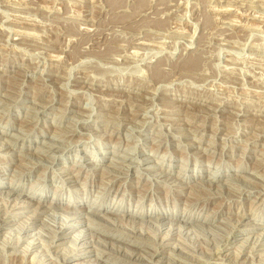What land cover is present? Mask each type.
Listing matches in <instances>:
<instances>
[{
  "label": "rangeland",
  "instance_id": "374dc122",
  "mask_svg": "<svg viewBox=\"0 0 264 264\" xmlns=\"http://www.w3.org/2000/svg\"><path fill=\"white\" fill-rule=\"evenodd\" d=\"M186 60L196 67L184 70ZM0 115V145L6 142L0 146V192L2 198L12 192L9 202L0 201V212L4 208L15 217L0 220L13 224L0 227V243L5 231L17 233L37 204L62 213L74 203L91 211L69 213L94 216L96 223L74 227L66 241L83 230L92 236L76 244H93L81 246L79 258L68 264H156L160 258H168L162 264H253L264 257V246L249 250L253 239L264 235V0H0ZM23 154L34 155L35 165ZM106 170L110 175L102 173ZM159 173L170 180L152 179ZM174 178L183 181L175 185ZM199 182L211 185L199 189ZM32 184L36 196L29 198ZM26 198L34 205L13 209L11 201L20 205ZM56 199L60 207L51 208ZM48 218L43 238L51 242L61 219ZM157 218L201 227L202 236L189 232L188 240L178 236L166 242L204 252L205 259L160 245L162 252L150 257L161 239L136 224ZM238 218L240 225L228 237ZM109 225L129 232V238L112 236ZM224 239L237 243L222 245L221 253L205 252L206 242ZM29 241L8 252L0 247L5 253L0 264H22ZM73 244L49 248L54 254L66 247L71 255ZM84 250L92 253L85 256ZM14 251L20 253L16 259L8 255Z\"/></svg>",
  "mask_w": 264,
  "mask_h": 264
},
{
  "label": "bare ground",
  "instance_id": "6f19581e",
  "mask_svg": "<svg viewBox=\"0 0 264 264\" xmlns=\"http://www.w3.org/2000/svg\"><path fill=\"white\" fill-rule=\"evenodd\" d=\"M180 3V2H179ZM114 5H116V2H115V4H113V6ZM112 7V6H111ZM138 50V49H137ZM116 59V58H115ZM189 59L191 60L192 58L191 57H189ZM118 61V60H117ZM187 61V64H182V66L184 67V70L185 69H189V70H192V68L193 67H196V64H197V62H195L196 64L194 65L193 64V66H189V61L188 60H186ZM195 61V60H194ZM189 63V64H188ZM199 67V66H198ZM191 68V69H190ZM182 70V69H181ZM194 70V69H193ZM156 72V71H155ZM157 72H158V70H157ZM159 73V72H158ZM158 73H156V74H158ZM160 73H162L161 71H160ZM160 75H162V74H160ZM154 77V76H153ZM162 77V76H161ZM157 78V77H156ZM35 103V102H34ZM191 103V102H190ZM38 104V103H37ZM3 111V110H2ZM6 114V113H5ZM1 116V115H0ZM35 116V115H34ZM25 132V131H24ZM62 133V132H61ZM261 135V134H260ZM14 136V135H13ZM20 139V138H19ZM7 140V139H6ZM8 142V141H7ZM9 143V142H8ZM44 144V143H43ZM5 145H6V142H5ZM5 145H0L1 146V148H5ZM12 145V144H11ZM54 147V146H53ZM127 149V148H126ZM40 150H42V149H40ZM45 151H47V150H45ZM44 151V152H45ZM37 152H41V151H38L37 150ZM42 152H43V150H42ZM41 152V153H42ZM10 153V152H9ZM19 154V153H18ZM17 154V155H18ZM117 154V153H116ZM21 158H24V159H32L33 158V156L34 155H19ZM124 156V155H123ZM125 156H127V155H125ZM11 157V156H10ZM53 158V157H52ZM113 158V157H112ZM36 158H34V159H32V160H35ZM40 159H43V158H40ZM123 159V158H122ZM146 159H148V158H146ZM145 158L144 159H142V160H146ZM32 160H31V162H32ZM39 160V159H38ZM44 160V159H43ZM43 160H41V161H43ZM133 160V159H132ZM35 161H37V160H35ZM118 161V160H117ZM40 162V161H39ZM38 162V163H39ZM46 162V161H45ZM54 162V161H53ZM121 162V161H120ZM143 162V161H142ZM33 164H34V162H32ZM43 163V162H42ZM112 163V162H111ZM130 163V162H129ZM39 164H41V162L39 163ZM118 164V163H117ZM116 163H114V166L115 165H117ZM35 165V164H34ZM34 165H31V166H33L34 167ZM45 165H47V164H45ZM111 166H113V164L111 165ZM129 166V165H128ZM132 166V165H131ZM139 166V165H138ZM118 167V166H117ZM119 167H123V166H119ZM158 167V166H157ZM182 167H183V165H182ZM184 167H186V166H184ZM109 168V167H108ZM145 168H147V167H145ZM149 169H151V168H156L155 167V165L154 166H149L148 167ZM161 168V167H160ZM31 169H32V167H31ZM89 169V168H88ZM91 169V168H90ZM96 169V168H95ZM125 169H128V168H125ZM217 169V168H216ZM72 170V169H71ZM104 171H105V169H103ZM138 170V169H137ZM136 170V171H137ZM46 171V170H45ZM156 171V170H155ZM24 172V171H23ZM68 172V171H67ZM25 173V172H24ZM103 174H107L108 173V171L106 170V172H102ZM127 173V172H126ZM185 173V172H184ZM215 173V172H214ZM46 174V173H45ZM102 174V175H103ZM148 175L150 174V173H147ZM17 175V174H16ZM15 175V176H16ZM44 175V174H43ZM107 175H110V174H107ZM151 175V174H150ZM149 175V176H150ZM214 175L215 174H212V177H214ZM15 176H12L9 180H10V183L11 182H14L15 181ZM152 176V175H151ZM168 176V175H167ZM166 175H162V173H159V174H157L155 177L153 176L152 177V179H156V180H158L159 181V177H165L166 178V180H168L169 178L167 177ZM24 177V176H23ZM124 177V176H123ZM169 177H171V176H169ZM19 178H21V177H19ZM43 178V177H42ZM198 178V177H197ZM219 179V178H218ZM238 179V178H237ZM236 179V180H237ZM68 180L69 181H75V178L74 177H69L68 178ZM170 180V179H169ZM239 180V179H238ZM182 181L183 180H179V179H173V184H175V185H178V184H181L182 183ZM256 181V180H255ZM39 182V181H38ZM164 182H166L165 184H166V186L168 185V181H164ZM228 184H232L234 181L232 180V181H226ZM16 183V182H15ZM68 183V182H67ZM208 183V182H207ZM201 183V182H199V184H195V186H196V188H199V189H207V187L205 186V185H209L210 183ZM39 184V183H38ZM11 185H12V183H11ZM36 185V184H35ZM34 184H32L31 185V187H30V189H32L33 188V191H30V196H29V198H31V195H33V196H36V192H34L35 190H34V187H36ZM169 185H171V184H169ZM211 185V184H210ZM16 186V185H15ZM83 186V185H82ZM171 186H173V185H171ZM228 186V185H227ZM214 187V186H213ZM219 187H221V186H219ZM218 187V188H219ZM229 187V186H228ZM102 188V187H101ZM255 188V187H254ZM36 189V188H35ZM172 189V188H171ZM212 189V188H211ZM235 189H238V188H235ZM235 189H233V188H230V190L231 191H235V192H237ZM241 188L239 187V189H238V191L240 190ZM258 189V188H257ZM183 191V190H182ZM181 191V192H182ZM253 191V190H252ZM257 191V190H256ZM2 192V191H1ZM0 192V201L1 202H3V203H7V202H9V199H8V197L11 195V193L12 192H8V193H6V194H8V196H5V197H7V198H2V193ZM3 192H5V191H3ZM7 192V191H6ZM41 192V191H40ZM38 193L37 194V197L39 196L40 197V195H41V193ZM248 192V191H247ZM193 193H194V196H196V197H200V195L202 194V193H200L199 191H194L193 190ZM193 193H192V195H193ZM213 193H215V192H213ZM217 193V192H216ZM29 194V193H28ZM208 195H209V193H207ZM206 194V195H207ZM240 194V193H239ZM14 195V194H13ZM12 195V196H13ZM232 195H234V194H232ZM32 196V197H33ZM18 197H19V195H18ZM17 197V198H18ZM207 197V196H206ZM213 197V196H212ZM216 197H218V196H216ZM16 198V197H15ZM29 198H26V200H22L23 202H22V204H20L19 205V203L20 202H18V199L16 200H13V201H11V202H13L12 204V206H13V209H15V208H17L18 206H26V207H28V206H33L34 205V201H33V199L32 200H29ZM208 198V197H207ZM207 198H205V200L207 199ZM211 198V197H210ZM214 198V197H213ZM195 199V198H194ZM232 199V198H231ZM199 200H201V199H198V201ZM61 200L60 199H56V201H55V203L52 205V207L51 208H58V207H60V205H61V202H60ZM196 201V200H195ZM204 201V200H203ZM207 201V200H206ZM210 201V200H209ZM208 202V201H207ZM197 203V202H196ZM95 204V203H94ZM208 204V203H207ZM4 205V204H3ZM50 205V204H49ZM2 206V205H1ZM0 206V207H1ZM77 205H75L74 203L73 204H69V205H67V206H65V209H64V211L63 212H65V213H56V212H52V211H49L48 209H47V207H46V209H42V207H41V205H39V204H37L36 205V207L33 209V210H30V212H32V215L31 216H28V219H26V220H24L25 222H21V223H19L16 227L17 228H15V230H17L16 232V234H14L15 233V231H5L4 232V238L2 239L1 238V243H0V247L1 248H3V249H6L7 250V252L9 251V248H19L20 246H22L23 245V243H24V239H29L30 238V241L27 243V244H25V247L23 248V250H22V252L21 253H26L25 255H29V254H31V253H33L34 252V255H33V257H31V259H30V261L28 262V263H25V261H26V257L28 256H24V260L23 261H21L20 263H22V264H49V263H51L52 264V262L50 261H48V260H51L52 258H55L56 260H59V258H60V262H59V264H68V260L71 258V257H76V258H79V256H80V254H79V248L81 247V246H87V245H91V244H93L92 243V241L91 242H84L81 246L79 245L78 246V244H76V242L79 240H84V239H86V238H88V237H90V235H91V233L89 234V233H87V232H83V230H77V231H79V232H77V234L75 235V236H73L70 240H68V241H66V239L68 238L69 239V237L71 236L70 234L72 233V232H74V227L75 226H77V225H79V224H82L83 222H86V223H96V222H94L95 220V217L94 216H89V215H78V214H75V212L73 213V212H71V213H69L70 211H72V210H74V209H76V208H79V211H82V210H88L89 208L88 207H76ZM4 207V206H3ZM6 207V206H5ZM44 207V206H43ZM50 206H48V208H49ZM175 207V206H174ZM187 207V206H186ZM186 207H184V209H187ZM8 208V207H7ZM6 208V209H7ZM88 208V209H87ZM148 208V207H147ZM202 208H203V206H202ZM204 208H205V206H204ZM4 208H1V210H2V212L4 211L3 210ZM91 209V208H90ZM9 210V209H8ZM93 210V209H92ZM116 210V209H115ZM190 210V209H189ZM89 211V210H88ZM91 211V210H90ZM89 211V212H90ZM177 211V210H176ZM175 211V212H176ZM183 211V210H182ZM188 211V210H187ZM187 211H185L184 210V212H187ZM2 212H0V213H2ZM24 212H27V211H20V212H17V213H24ZM94 212V211H93ZM95 212L97 213V210H95ZM243 212V211H242ZM4 213V212H3ZM189 213V212H188ZM234 213V212H233ZM14 212H12V211H5V213L4 214H0V220H11V219H14L15 217H14ZM43 214V215H42ZM45 214V215H44ZM46 214H48L49 216H56V215H59L60 216V223H57V225H58V230H54L53 229V233H52V235L51 236H49L50 238H51V242H47V241H45L44 239H46V238H43V237H45L46 235H47V231L45 232V228L43 229L42 228V225H44L45 223V221H49V220H52V219H49L48 217L49 216H46ZM160 214V213H159ZM98 215V214H97ZM140 215V214H139ZM161 215V214H160ZM81 216H84V217H86V220L84 219L83 221H77V222H75V223H70L69 224V221L71 220V219H74V218H79V217H81ZM22 217V216H21ZM139 217V216H138ZM141 217V216H140ZM144 217V216H143ZM206 217V216H205ZM97 218V217H96ZM185 218V217H184ZM47 219H49V220H47ZM55 219H56V217H55ZM57 219H58V217H57ZM187 219V218H186ZM19 220V219H18ZM54 220V219H53ZM81 220V219H80ZM94 220V221H93ZM98 220H99V218H98ZM119 220V219H118ZM132 220V219H131ZM136 220V219H135ZM166 220V219H165ZM165 220H159L158 218L157 219H152V220H149V221H147V222H142V221H138V223L136 224V225H138L137 227L139 228V230H145V229H148V230H150V231H152V232H150V234L151 233H154V235H155V237L156 236H158L159 237V239H161V242L159 241V243L158 242H156L155 240L158 238H156L154 241V248L153 249H155V250H150V252H148L149 254H150V257H152L153 255H155V254H158L159 252H162V251H160V250H158V247H159V245L160 246H164V247H166V246H174V248H175V246H177V248L179 247V248H181V249H183V251H185L186 250V247L184 248V246H182V245H179V242L178 243H176V242H174V243H169V242H166V241H168V240H170V239H172V238H176V237H178V236H180V237H185V236H188L187 234L190 232V234H197V235H201V234H199L200 233V231H202V233H204L203 232V230H200V228H197V227H195V228H192V227H188L187 228V226L188 225H181V224H179V223H176V221L174 222V221H168V222H166ZM185 220V219H184ZM223 220H225V219H223ZM228 220V219H227ZM205 222H212V219L211 218H209V217H206L205 218V220H204ZM235 221V220H234ZM241 221H242V219H240V218H238V219H236V222L237 223H235V224H233L234 226H233V228H232V230L228 233L229 235H228V237L233 233V229L234 228H238V226L237 227H235L236 226V224L238 225H240V223H241ZM12 222V221H11ZM72 222V221H71ZM135 222V221H134ZM160 222H164V223H160ZM185 222V221H184ZM4 223V222H3ZM2 223V221H0V227H2V226H4V227H9V226H12L11 224H3ZM48 223H50V222H48ZM98 223V222H97ZM121 223V222H120ZM130 223V222H129ZM133 223V222H132ZM152 223H154L153 225H154V227H153V225L151 226V224ZM183 223V222H182ZM230 223V222H229ZM47 224V223H46ZM52 224V223H51ZM55 224V223H54ZM99 224V223H98ZM105 224V223H104ZM104 224H102L103 226H104ZM113 224V223H112ZM123 224V223H122ZM134 224V223H133ZM189 224V223H188ZM53 225V224H52ZM57 225H55V226H57ZM87 225V224H86ZM108 225V224H107ZM114 225V224H113ZM116 225V224H115ZM120 225V224H119ZM118 225V226H119ZM124 225V224H123ZM50 226V225H49ZM48 226V227H49ZM117 226V225H116ZM116 226H111V225H109L108 227H106V228H108V229H110V231L112 232V236H113V234H117V235H125L126 237L128 236V238H129V235H130V233L129 232H126V231H122V230H120V228L118 229ZM122 226V225H121ZM256 226V225H255ZM46 227V226H45ZM92 227V226H91ZM105 227H102V228H105ZM133 227V226H132ZM167 227V230L166 231H163L162 229H164V228H166ZM55 228V227H54ZM65 228H70V229H72V231L70 232V233H67V232H65V233H60V232H62L63 230H65ZM124 228V227H123ZM126 228V227H125ZM135 228V227H134ZM206 228V227H205ZM230 228V229H231ZM253 228H257V227H253ZM48 229H50V228H48ZM95 229V228H94ZM107 229V230H108ZM132 229V228H131ZM186 229H188V231H186ZM202 229V228H201ZM206 229H209V228H206ZM224 229V228H223ZM226 229V228H225ZM36 230V232H33V231H35ZM51 230V229H50ZM49 230V231H50ZM126 230V229H125ZM147 230V231H148ZM211 230V229H210ZM250 230V229H249ZM28 231H30V233L29 234H27V235H25L26 237H24V235H23V233H26V232H28ZM109 231V230H108ZM135 231V230H134ZM136 231H138L137 229H136ZM184 231H186V232H184ZM214 231H216V230H214ZM226 232H227V230H225ZM131 232V231H130ZM210 232H212V231H210ZM209 232V233H210ZM226 232H225V234H226ZM264 232V231H263ZM76 233V232H75ZM100 233V232H99ZM107 233V232H106ZM127 233H129V234H127ZM148 233V232H147ZM163 233V234H162ZM208 233V232H207ZM262 233V232H261ZM51 234V233H50ZM49 234V235H50ZM93 234V233H92ZM133 233H131V235H132ZM141 234V233H140ZM160 234H161V236H160ZM189 234V235H190ZM206 234V233H205ZM214 234V233H213ZM221 234V233H220ZM223 234V233H222ZM225 234H223V235H225ZM235 234V233H234ZM105 235H107V234H105ZM116 235V236H117ZM135 235V237L137 236L136 234H134ZM134 235H132V236H134ZM153 235V236H154ZM207 235V234H206ZM233 235V234H232ZM259 235V234H258ZM3 236V235H2ZM92 236V235H91ZM111 236V235H110ZM192 236V235H191ZM202 236V235H201ZM204 236V235H203ZM208 236H209V234H208ZM212 236V235H211ZM264 235H261V237L259 236L256 240L255 239H253V241H255L254 242V244L252 245V248H249V250H252V251H255V250H257V247H260V246H264V237H263ZM48 237V238H49ZM122 237V236H121ZM131 237V236H130ZM134 237V238H135ZM151 237H152V235H151ZM206 236H204V238H205ZM214 237H215V235H214ZM226 237V236H225ZM93 238V237H92ZM133 237L131 238V239H134ZM202 238V237H201ZM201 238H199L198 237V239H201ZM209 238V237H208ZM212 238V237H211ZM210 238V239H211ZM217 238V237H216ZM254 238V237H253ZM120 239V238H119ZM118 239V240H119ZM130 239V240H131ZM138 239V238H137ZM137 239H135V241L137 240ZM140 239H144V238H141V236H140ZM185 239V238H184ZM190 239V238H189ZM203 239V238H202ZM202 239H201V241H202ZM207 239V238H206ZM214 239V238H213ZM220 239V238H219ZM232 239V238H231ZM244 240H242V243H240L239 245H240V247L244 244V243H246V241H247V238L245 239V238H243ZM47 240V239H46ZM92 240V239H91ZM111 240V239H110ZM146 240V239H145ZM144 240V241H145ZM147 240H148V238H147ZM147 240H146V243H147ZM178 240H181L180 238L178 239ZM185 240H188V237H187V239H185ZM194 240V239H193ZM192 240V241H193ZM195 240H197V239H195ZM208 240V239H207ZM218 240V239H217ZM225 241L223 242L222 240H221V242L222 243H218V242H213L212 240L210 241H208V242H206L208 245H207V247H206V250H205V252H207V254H209V255H212V253H221V251L223 250V249H221V246L222 245H227V246H231V245H233L234 243H232L233 241L235 242V243H237V241H236V239L234 240L233 239V241L232 240H226V239H224ZM239 240V239H238ZM252 240V239H251ZM55 241H59V243H56ZM73 241H74V244H73ZM112 241V240H111ZM139 241V240H138ZM138 241H137V243H138ZM150 241V242H149ZM152 240H151V238L148 240V242L149 243H152V245H153V241L151 242ZM241 241V240H240ZM103 242V241H102ZM107 242H109V241H107ZM115 242V241H114ZM114 242H112V243H114ZM130 242V241H129ZM142 242V241H141ZM185 242V241H184ZM183 242V243H184ZM203 242H205V241H203ZM46 243H48V244H46ZM112 243H111V245H112ZM119 243V242H118ZM118 243H114L113 245H115V244H117L118 245V248H119V244ZM132 243V242H131ZM133 243H135V242H133ZM145 243V242H144ZM143 243V244H144ZM182 243V242H181ZM186 243H187V241H186ZM198 243H200L199 241H198ZM211 243V244H210ZM65 244H73V250H71L72 251V254L70 255V254H67V250H69L68 248H66V247H61V248H59V249H56V250H54V254L50 251V248L49 247H55V246H61V245H65ZM196 244V243H195ZM190 245L192 248H194V247H197L196 245ZM202 244V243H201ZM45 245H47V248H46V246ZM95 245V244H94ZM121 246H122V244H120ZM130 245V244H129ZM133 245V244H132ZM200 245V244H199ZM209 245H213V247H211V246H209ZM235 245V244H234ZM247 245V244H246ZM44 246H45V248L46 249H44ZM93 246V245H92ZM96 246V245H95ZM98 246V245H97ZM125 246V245H124ZM124 246L122 247V248H124ZM150 246V245H149ZM186 246H187V244H186ZM203 246V245H202ZM244 246V245H243ZM43 248L42 250H39V248ZM69 247V246H68ZM94 247V246H93ZM126 247H127V245H126ZM189 247V246H188ZM201 247V246H200ZM239 247V246H238ZM0 248V249H1ZM99 248V247H98ZM121 248V247H120ZM121 248V249H122ZM199 247H197V249H198ZM203 248V247H202ZM202 248H200V249H202ZM2 249V250H3ZM71 249V248H70ZM96 249V248H95ZM126 249V248H125ZM130 249V248H129ZM176 249V248H175ZM195 249V248H194ZM242 249H243V247H242ZM245 249H246V246H245ZM133 250V249H132ZM131 250V251H132ZM173 250V249H172ZM188 250V249H187ZM186 250V251H187ZM1 251V250H0ZM39 251H42L44 254H46V253H48V255L47 256H43V257H39L38 256V252ZM61 251V253H58V252H60ZM71 251H68V252H71ZM85 251V250H84ZM95 251V250H94ZM93 251V252H94ZM126 251H129L128 250V248L126 249ZM134 251V250H133ZM167 252H168V250H166ZM204 251V250H203ZM3 252V251H2ZM0 253V254H2V255H0V257L1 256H5V255H3V254H5V253ZM4 252H5V250H4ZM146 252V253H147ZM164 252V251H163ZM188 253L190 252V251H187ZM250 252V251H249ZM10 253V252H9ZM36 253V254H35ZM85 256L86 255H88V254H90V253H92V250H87V251H85ZM130 253H134V255H135V252H130ZM168 253H170V252H168ZM193 256H195V257H202V255H203V253L204 252H202L201 254H195V253H192V252H190ZM16 254H20V253H18L17 251H14V252H11V254H8V255H10V257H13V258H15V256H16ZM43 254V255H44ZM112 254V253H111ZM148 254V255H149ZM160 254H162V253H160ZM171 254V253H170ZM7 255V256H8ZM24 255V254H23ZM40 255V254H39ZM42 255V254H41ZM144 255V254H143ZM146 255V254H145ZM144 255V256H145ZM148 255H146V256H148ZM208 255V256H209ZM102 256H104V255H102ZM111 256V255H110ZM116 256V255H115ZM145 256V257H146ZM179 256V255H178ZM208 256L206 257V258H208ZM253 256V255H252ZM257 256H261V255H257ZM262 256H264V255H262ZM9 257V256H8ZM9 257V259H11L12 260V258H10ZM105 257V256H104ZM104 257H102V259H104ZM118 257V256H117ZM116 257V258H117ZM122 257H124V256H122ZM128 257V256H127ZM149 257V256H148ZM176 257H177V255H176ZM204 257H205V255H204ZM203 257V258H204ZM255 257V256H254ZM38 258H40V259H38ZM119 258V257H118ZM120 258H121V256H120ZM125 258V257H124ZM186 258V257H185ZM203 258H201V259H203ZM210 258V257H209ZM209 258H208V260H209ZM6 259H8V258H6ZM16 259V258H15ZM105 259H106V257H105ZM123 259V258H122ZM168 259V258H167ZM167 259H165V258H160V259H158L157 260V262H156V264H162L163 262H165L166 261V263H167ZM179 259H181V257L179 258ZM188 259V258H187ZM205 259V258H204ZM203 259V260H204ZM2 260V259H1ZM4 260H5V258H4ZM14 260V259H13ZM107 260V259H106ZM113 259H109V261H112ZM125 260V259H124ZM127 260V259H126ZM126 260H125V262H126ZM128 260H129V258H128ZM130 260H131V258H130ZM181 260H184V258L183 259H181ZM190 260V259H189ZM49 262V263H46V262ZM92 261V260H91ZM91 261H82V262H79V263H74V264H101V263H99V261L97 262L96 260V263H93V262H91ZM255 261V260H254ZM253 261V262H254ZM1 262V261H0ZM6 262V261H5ZM4 262V263H5ZM17 262V261H16ZM19 262V261H18ZM12 263V262H11ZM57 263H58V261H57ZM134 263V262H133ZM169 264H170V262H168ZM189 264H198V262H196L195 260H192L191 262H188ZM207 263V262H206ZM261 263H263L264 264V257H262L261 259H259V261H255V263H253V264H261ZM2 264V263H1ZM9 264H10V262H9ZM109 264H111V263H109ZM135 264V263H134ZM200 264V263H199Z\"/></svg>",
  "mask_w": 264,
  "mask_h": 264
}]
</instances>
